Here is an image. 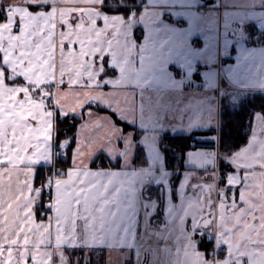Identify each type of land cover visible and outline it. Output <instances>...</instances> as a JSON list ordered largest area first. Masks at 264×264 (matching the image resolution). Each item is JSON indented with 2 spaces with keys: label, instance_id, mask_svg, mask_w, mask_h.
I'll use <instances>...</instances> for the list:
<instances>
[{
  "label": "rangeland",
  "instance_id": "374dc122",
  "mask_svg": "<svg viewBox=\"0 0 264 264\" xmlns=\"http://www.w3.org/2000/svg\"><path fill=\"white\" fill-rule=\"evenodd\" d=\"M59 1L69 4L67 9L75 16L66 23L60 59L69 81L64 87L59 83L56 93L64 107L84 122L73 149L77 165L71 176L63 169L56 178L60 195L56 227L39 219L42 222L37 224L35 238L22 234L17 244L9 237L2 239L0 247L14 252L8 257L0 253V264H71L73 248L79 252V246H96L91 249L100 253L95 264H104V250L108 264H264V137L256 150L241 147L231 156L239 169L231 172L228 185L205 181L202 175L215 163V157L221 156L218 147L207 143L208 147H197L193 152L188 149L189 155L185 152L181 162V176L175 182L178 202L172 199L173 173L166 167L160 145L165 130L175 133L196 126L216 128L213 87L218 53L228 41L237 48L248 38V26L264 20V0H146L129 13L108 12L103 8L104 0ZM217 5L221 7L216 9ZM201 29L203 36L212 38L209 52H215V62L208 66L209 72L215 73L209 77L213 86L185 90L179 81H188L186 70L170 65L189 48L194 55L203 51V43L194 42ZM223 57L221 53L222 62ZM105 58L106 63H102ZM106 82L111 87L104 88ZM224 94L221 90L218 95L220 104L234 107L236 104ZM97 101L148 129L143 134L152 157L147 166L145 161H135L132 129L122 133L110 113L89 111L94 109L90 102L95 105ZM259 127H264L260 119L254 130ZM118 138L125 139L122 148L116 144ZM250 143H257L256 138ZM97 149L118 162V170L111 176L99 174L96 181L88 171L78 170L82 166L78 162ZM166 171L170 175H162ZM157 180L163 181V195L148 188ZM201 182L206 183L213 199L209 213L214 215L209 216L214 221L207 228L201 226L207 205ZM229 186V197L219 201L216 192ZM237 189L238 196L234 192ZM78 211L80 221H76ZM25 212V217L30 216L28 209ZM31 213L36 219V212ZM66 213L71 214L69 224L62 222ZM198 229L216 232L217 247L210 252L215 259L198 246L202 238L196 234Z\"/></svg>",
  "mask_w": 264,
  "mask_h": 264
},
{
  "label": "crops",
  "instance_id": "0c3cea01",
  "mask_svg": "<svg viewBox=\"0 0 264 264\" xmlns=\"http://www.w3.org/2000/svg\"><path fill=\"white\" fill-rule=\"evenodd\" d=\"M209 2L212 3V0L206 3ZM4 4L16 6L12 9L10 16L19 15L20 30L13 34L11 18L6 24L0 25V49L6 53L3 63L8 65L12 76H23L27 83H20L19 81L7 83L5 72L0 69V244L2 245L4 243L2 239L8 237L11 238L12 244H17L16 241L22 237V234L28 235L31 239L35 238L38 230L37 224L42 222L37 218L34 219L31 213L33 210L36 212L42 194L40 186H35L36 169L39 166H52L57 153L66 155L63 150L56 148V116L57 113L63 115L74 112L64 107V102L58 100L56 89L59 83L66 86L69 81L61 70L60 59L61 50L65 48L62 45V38L67 34L66 23L69 20L73 21L75 17L71 16L72 11L67 9L69 4L61 3L59 0H4ZM28 5L35 6V10H29ZM220 7L217 5L215 8L219 9ZM262 26H264V20L249 25L247 28L248 38L237 48H233L232 43L226 45L225 48H220L216 69V85L213 87L216 101V128H218L220 111L218 95L221 90L225 92L223 97L229 98V102L233 104H236L235 102L245 93L264 91V44L249 43L252 37L254 38V31L264 32ZM230 35L234 36L235 32H230ZM4 41L7 43H2ZM226 51L231 56L239 55L244 58L249 69L245 77L230 78L229 72L225 71L228 62L220 60L221 53L225 54ZM25 61L27 64L24 63ZM220 65L223 66V69L219 68ZM207 70L210 71L211 69ZM204 81L205 86L198 87L194 72L191 80L188 79L183 83L182 88L185 90H205L208 81ZM218 88L219 92L217 91ZM220 88L222 89L220 90ZM37 89L39 92L36 91ZM20 93H23L22 99ZM43 97H47L49 100H43ZM91 107L96 109L95 105H91ZM94 109L89 111L97 115L99 111ZM83 123L77 128L76 143L78 129L83 127ZM9 126H11L12 131H9ZM74 150L70 157V166L65 173L68 177L71 176L77 165ZM99 155H104L108 161L115 163L100 149L85 155L78 162L82 165L78 170L83 171V173L84 170L88 171L96 181L99 174H101L100 176H111L114 171L118 170L116 167L93 166V161ZM230 158L226 161L236 170L239 169ZM205 171L202 174L203 177ZM56 178L59 177L51 179L50 174L45 180H51L52 196L48 200L45 199L44 217L41 219L50 222L51 227H56V217L59 213V206H57L60 196L58 194L59 182ZM234 192L238 196V189ZM219 206H222V202L219 203ZM27 209L30 216L25 217V210ZM79 216L78 211L79 220L76 221H80ZM70 217L71 214L66 213L62 222L69 224ZM26 228H28L27 232ZM32 228L35 229L32 230ZM13 252V249L8 250L0 247V253H4L7 257ZM17 253L19 256V250Z\"/></svg>",
  "mask_w": 264,
  "mask_h": 264
},
{
  "label": "trees",
  "instance_id": "16d2710c",
  "mask_svg": "<svg viewBox=\"0 0 264 264\" xmlns=\"http://www.w3.org/2000/svg\"><path fill=\"white\" fill-rule=\"evenodd\" d=\"M145 3L146 0H104L103 8L108 12L129 13L131 10L138 9ZM249 43L254 45L264 44V32L254 31V38L252 37ZM235 103L236 105H234V107H229L222 103L220 104L219 101L220 111L218 128H211L206 133H193V136L196 138V142L194 143L195 148L208 147L209 144L214 147L216 143L215 137L217 135L218 152L221 155L218 164L222 173L230 171V168L235 169L226 159L233 156V154L237 152L236 149H240L241 145L244 144L246 132L249 129L250 122L253 120V114L264 113V91L245 93ZM81 121V117H76L73 114L62 115L57 113L55 122V144L58 150H63L66 153V159L59 158L56 160V164L60 165L64 171L70 166V157L76 143V132ZM164 133L161 135L160 145L164 154L166 167L172 171L174 179L183 169L181 162L184 153L193 144L192 140L194 137H185L183 135L169 137L164 135ZM202 138H204V141H202ZM213 141L215 142L213 143ZM207 143L208 145H206ZM135 161L142 163L145 159L143 156H137ZM92 164L93 166L105 168L118 167V162L111 163L104 155H99ZM51 172V165L37 167L35 173V186H41ZM176 181L177 180H175V182ZM44 202L45 198L41 194L40 203H38L36 207L37 219H42L44 217ZM201 242H209L212 245L208 250L210 253L213 249V238L209 235L201 238L198 241L199 247ZM206 255L209 257L208 254Z\"/></svg>",
  "mask_w": 264,
  "mask_h": 264
},
{
  "label": "snow or ice",
  "instance_id": "6c2138e0",
  "mask_svg": "<svg viewBox=\"0 0 264 264\" xmlns=\"http://www.w3.org/2000/svg\"><path fill=\"white\" fill-rule=\"evenodd\" d=\"M16 7L14 5H7L4 4V0H0V25L6 24L9 19L11 18L12 20V32L13 34L18 33L20 30V17L19 15H14L10 16L12 13V9ZM29 10H35V6L28 5ZM131 14V13H130ZM176 15L180 16V13H177ZM187 24H190V21H184ZM137 27H142L141 25H138ZM264 27V26H262ZM188 31L191 33L192 28L189 27ZM203 29H201L200 34H197L194 37V42L195 43H203V51L196 53L195 55L192 52V49L189 48L187 52L184 53L183 56H180V58L176 61H174L170 66L175 68V67H180L184 68L186 70L187 77L191 80V78L194 75L195 72V79L197 82L203 78L204 80L208 81L207 86L211 87L213 86V81L209 79L210 76H214L215 73L209 72L208 66L214 64L215 62V52H209L210 45L208 44V41L212 39L211 37L208 36H203ZM2 43H7L6 41ZM229 45H231L232 41L227 42ZM205 53H209L207 57L205 58ZM15 54V53H14ZM6 53L0 49V69H2L5 72L6 76V82L11 84L13 82L19 81L20 83H27L25 78L23 76H12L10 73V70L8 68V65L6 63H3L5 59ZM224 61H227V67L225 68V71L229 72L230 78L232 79H239L242 77H245L248 74V67L247 64L241 56H231L229 53L226 51L223 57ZM27 64V61L24 62ZM102 63H106V58L105 61H102ZM199 69V70H197ZM104 74H101V78H103ZM179 83L183 84L184 81H179ZM61 87H64L62 85ZM104 88H109L111 85L107 84V82L103 85ZM203 87V85L201 86ZM39 92V89L36 90ZM20 98H23V93H20ZM92 102H90L91 106ZM96 109L100 113H110L114 120L120 125L121 132L124 133L125 129H132V137H133V143H134V148H133V155L134 158L137 156H143L145 159V166H147L148 161L152 158L149 154V145L144 142L143 139V134L148 131L146 128L140 127L138 124H136L133 121L123 119L121 116L117 115L112 107L107 106L106 104L97 101L95 103ZM83 114V110H82ZM260 119L262 122H264V113H259V114H253V120L250 122L249 129L246 132V139L244 141V144L241 145V147L247 148L251 147L253 150H256L259 147V143L261 141V137H264V127H259L254 130V125L256 124V121ZM211 127V125H209ZM209 129L205 127H200L196 126L193 127L189 131H184V130H178L177 132L173 133L170 132L169 130H165L164 135H167L169 137H175L177 135H183L185 137H194L193 133H200V132H207ZM9 131H12L11 126H9ZM137 133H140L139 135ZM255 137L257 140V143H250L251 139ZM193 144L189 148V152L195 151L194 143L196 142V138L192 140ZM215 141H213L214 143ZM116 144L118 147H123L125 144V139L124 138H118L116 141ZM240 149L237 148L236 151H239ZM189 152L185 153V156L189 155ZM121 158L118 156L116 157V160L119 161ZM230 171H235V169H231ZM243 171V170H242ZM155 172L157 174L160 173V169L156 168ZM162 175H170V172H165ZM181 174H177V176L170 181V185L172 187V199L174 202L179 201V196L176 194L175 190L178 187V184L175 183V180H178L180 178ZM224 184H227V178L224 179L223 181ZM231 187V186H229ZM148 188L150 189H155V191L158 194L163 195L161 193V189L163 188V181L162 180H157L154 183H151L148 185ZM161 205L163 204V201L160 202ZM47 206V205H46ZM147 211V209H146ZM66 247V246H65ZM82 250L77 252L75 250V247L73 248V256L71 257V264H95V262L99 259L100 253H97L95 251H92L91 249L96 247V246H79ZM100 248H103L104 246H99ZM200 247L202 250L206 252V254L210 255L208 250L212 247V245L209 242H201ZM57 261L59 260V256L56 257ZM103 261L104 264H108V254L107 251L104 250L103 252Z\"/></svg>",
  "mask_w": 264,
  "mask_h": 264
},
{
  "label": "built area",
  "instance_id": "2783aa9c",
  "mask_svg": "<svg viewBox=\"0 0 264 264\" xmlns=\"http://www.w3.org/2000/svg\"><path fill=\"white\" fill-rule=\"evenodd\" d=\"M205 84H206L205 81L202 79L199 82H197L198 87H201L202 85L205 86ZM217 91H219V88ZM43 100H49V99L47 97H43ZM215 147H216V149L218 147L217 140L215 143ZM55 157H56V159L54 161V164L52 165L51 179L58 177L60 175V173L63 172V168L60 165L56 164V160L59 158L66 159V155L61 154V153H57ZM220 157L221 156L217 155L215 157L216 158L215 163L213 165L207 166L206 171H205V175H204L205 181H222L223 182L225 178H227V181L229 180L230 172L226 171L224 173H220L219 164H218ZM40 192L42 193V195L44 196V198L46 200L51 198V196H52V184L49 180L44 181V184H42V186H40ZM231 192H232L231 187H225V188L223 187L219 192H216V195H218L219 201H222V200L227 199ZM196 234L201 236L204 234V231L202 229H198V230H196ZM209 258L215 259V255L211 254L209 256Z\"/></svg>",
  "mask_w": 264,
  "mask_h": 264
},
{
  "label": "water",
  "instance_id": "95a60500",
  "mask_svg": "<svg viewBox=\"0 0 264 264\" xmlns=\"http://www.w3.org/2000/svg\"><path fill=\"white\" fill-rule=\"evenodd\" d=\"M229 53V52H228ZM230 54V53H229ZM92 105H94L92 103ZM201 186H203V188L205 189V191L207 192V205H206V212H205V217L204 219L201 221V226L203 228H207V226L209 225V223L211 222L212 220V216H209L208 213H209V210H210V206L213 202V199L210 198V192H209V188L208 186L206 185V183H201L200 184ZM209 232H210V229H209Z\"/></svg>",
  "mask_w": 264,
  "mask_h": 264
},
{
  "label": "flooded vegetation",
  "instance_id": "af4514ba",
  "mask_svg": "<svg viewBox=\"0 0 264 264\" xmlns=\"http://www.w3.org/2000/svg\"><path fill=\"white\" fill-rule=\"evenodd\" d=\"M209 214H213V212H210V213H208V215ZM214 215V214H213ZM212 218H214L213 216H212ZM214 220L212 219L211 220V224H212V222H213ZM209 223V224H210ZM215 231L214 230H210V232H209V229H208V232L207 231H204V234L203 235H201L202 236V238H204L206 235H209L210 237H212L213 238V246H215L214 248H216L217 247V241L215 240V238H214V235H215Z\"/></svg>",
  "mask_w": 264,
  "mask_h": 264
}]
</instances>
